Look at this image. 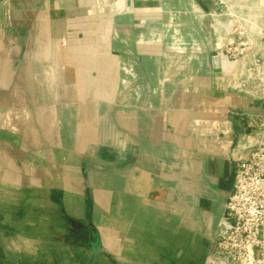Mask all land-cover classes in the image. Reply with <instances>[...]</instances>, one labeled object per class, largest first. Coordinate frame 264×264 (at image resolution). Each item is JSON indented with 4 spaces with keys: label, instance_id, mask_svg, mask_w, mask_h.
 I'll use <instances>...</instances> for the list:
<instances>
[{
    "label": "crops",
    "instance_id": "crops-1",
    "mask_svg": "<svg viewBox=\"0 0 264 264\" xmlns=\"http://www.w3.org/2000/svg\"><path fill=\"white\" fill-rule=\"evenodd\" d=\"M9 1L0 264H203L264 114L218 81L212 1Z\"/></svg>",
    "mask_w": 264,
    "mask_h": 264
},
{
    "label": "built area",
    "instance_id": "built-area-1",
    "mask_svg": "<svg viewBox=\"0 0 264 264\" xmlns=\"http://www.w3.org/2000/svg\"><path fill=\"white\" fill-rule=\"evenodd\" d=\"M207 14L223 88L264 103V0H211ZM226 41L224 49L222 42ZM230 64V71L222 67ZM233 186L203 264H264V114H242L229 155Z\"/></svg>",
    "mask_w": 264,
    "mask_h": 264
},
{
    "label": "rangeland",
    "instance_id": "rangeland-1",
    "mask_svg": "<svg viewBox=\"0 0 264 264\" xmlns=\"http://www.w3.org/2000/svg\"><path fill=\"white\" fill-rule=\"evenodd\" d=\"M236 0H234L235 2ZM255 1V0H254ZM0 5L2 6V9H1V13L0 14H6V17L8 18V20H10V17H11V12H12V7H11V2L9 0H0ZM7 20V21H8ZM226 41H223L222 42V49H224V46L226 45ZM257 76L258 78H264V72H259L258 74L255 72H253V74L251 75V80L253 81L254 85L256 86L258 83L257 81ZM253 91H264L263 88H256V89H253Z\"/></svg>",
    "mask_w": 264,
    "mask_h": 264
},
{
    "label": "bare ground",
    "instance_id": "bare-ground-1",
    "mask_svg": "<svg viewBox=\"0 0 264 264\" xmlns=\"http://www.w3.org/2000/svg\"><path fill=\"white\" fill-rule=\"evenodd\" d=\"M230 64H228V62L226 60H222V67L224 70L226 71H230Z\"/></svg>",
    "mask_w": 264,
    "mask_h": 264
}]
</instances>
